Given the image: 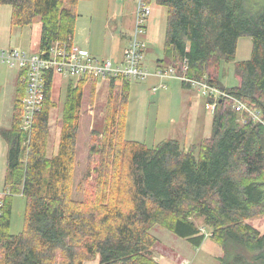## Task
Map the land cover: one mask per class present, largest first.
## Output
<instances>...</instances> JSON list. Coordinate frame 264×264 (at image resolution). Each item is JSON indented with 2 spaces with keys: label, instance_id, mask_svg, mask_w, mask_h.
<instances>
[{
  "label": "trees",
  "instance_id": "16d2710c",
  "mask_svg": "<svg viewBox=\"0 0 264 264\" xmlns=\"http://www.w3.org/2000/svg\"><path fill=\"white\" fill-rule=\"evenodd\" d=\"M75 1L0 0V6H11L13 26L37 20L39 50L47 51L55 42L72 40ZM153 1L167 11L159 62L176 76L222 90L264 118V0ZM241 38L251 40V54L237 62ZM228 64L236 85L224 87L222 67ZM87 84L93 94L94 80L68 82L58 149L50 157L51 86L48 82L25 143L19 126L24 86L19 80L16 84L11 126L0 127L6 144L0 264H158L151 251L155 238L149 234L154 226L196 248L210 240L222 252L217 264H264V233L247 223L264 215V127L223 97L212 112L209 136L186 149L177 139L149 148L126 141L130 81L110 78L101 130L90 131L86 190L77 197L71 176ZM211 102L208 97L204 104ZM14 197L24 201L18 234L10 233ZM196 220L209 229L207 238Z\"/></svg>",
  "mask_w": 264,
  "mask_h": 264
},
{
  "label": "rangeland",
  "instance_id": "374dc122",
  "mask_svg": "<svg viewBox=\"0 0 264 264\" xmlns=\"http://www.w3.org/2000/svg\"><path fill=\"white\" fill-rule=\"evenodd\" d=\"M137 2L138 0L75 1L74 5L71 6L77 16L76 28L73 34L74 45L84 47L85 43L92 36L95 42L94 55H97V58L102 57L100 53L103 50V45L108 44L112 36L118 35L119 33L117 23H109L107 20L109 13L119 5L118 7L123 17L122 33L129 35L133 29L134 12ZM106 22L109 23L108 28L104 27V23ZM39 35L40 25L37 20H34L28 26H13L11 25V6H0V50L17 49L28 54H35L39 50ZM80 40L84 44L81 45ZM155 63L156 57L149 54H147L143 61L144 67L150 72L156 70L154 67ZM228 65L222 67V81L225 87L229 86L228 80L233 78H231L233 75ZM75 79L74 77H65L57 74L52 78L51 100L55 107L49 113L46 149L48 157L57 153L65 90L68 82H75ZM18 80L20 81L15 70L0 64V127L7 128L10 126L15 87ZM232 80L235 79L233 78ZM154 83L156 85L158 80L152 77L146 81L130 80L123 129V138L126 141H130L134 137H141L138 139L140 144L149 148L165 139H177L182 147L186 149L190 144L209 136L211 117L214 109H206L204 106V97L199 93L198 87H192L188 90L183 89L180 81L167 78L163 80L166 89L153 93L150 91V88ZM86 86L85 99L78 120L75 157L71 176L72 191L77 197H80L82 191L86 190L84 176L88 173L86 168L88 167L90 131L92 129L101 130L103 117L107 108L110 85L107 80L96 82L93 94L89 92L88 84ZM144 87L148 88V90L146 91ZM140 92L144 93L146 98H148L147 105L144 107L142 105L140 109L145 114V124L143 126L141 124L137 126L134 121L136 97L139 98V101L142 99L140 98ZM5 156L6 144L0 140V193L3 188L5 174ZM88 181H91V178ZM23 210V199L14 197L10 221L11 234L21 232ZM247 223L260 233H264V215L250 219ZM196 225L203 234H208L209 229L202 224L201 220H196ZM149 234L155 238V243L151 248L153 256L155 258L163 256V260L168 261V263L217 264L216 257L222 254L219 247L213 245L210 240L206 239L196 248L185 239L175 236L160 226L152 227ZM159 260L162 262V259ZM84 264H98V261L95 260Z\"/></svg>",
  "mask_w": 264,
  "mask_h": 264
},
{
  "label": "built area",
  "instance_id": "2783aa9c",
  "mask_svg": "<svg viewBox=\"0 0 264 264\" xmlns=\"http://www.w3.org/2000/svg\"><path fill=\"white\" fill-rule=\"evenodd\" d=\"M150 15V6L145 0H138L135 10V22L132 37L124 48L122 60L114 64L111 60L99 61L85 53L80 52L71 44V41L55 42L47 51H38L35 54H28L17 49L0 50V64L9 69L21 73V82L24 86V96L21 100L20 129L27 135L25 143L29 142L30 132L33 128L35 116L40 112L45 99L46 86L55 74L74 77L90 78L94 80H110L120 78L121 80L146 81L152 74L144 67V51L146 42L143 40L145 24ZM173 68L167 71L157 72V77H173ZM180 81L198 87L202 97L212 98L211 103H206V109H214L215 102L221 98H228L232 101L235 111L245 113L250 120L257 122L264 127V118L254 109L249 108L243 102L228 96L222 90L208 86L204 83L195 82L185 77H179ZM160 88H164L162 85ZM158 88H154L156 91ZM202 233V232H201ZM208 237L209 234H204Z\"/></svg>",
  "mask_w": 264,
  "mask_h": 264
},
{
  "label": "crops",
  "instance_id": "0c3cea01",
  "mask_svg": "<svg viewBox=\"0 0 264 264\" xmlns=\"http://www.w3.org/2000/svg\"><path fill=\"white\" fill-rule=\"evenodd\" d=\"M146 3L150 6V15H149V17L147 19V22L145 24V33L142 36L143 40L146 42V49L144 51V59L147 56V54L153 55V56L156 57V63L154 64V67L156 68L155 71L150 72L145 67L152 74L151 77L158 80V83H156V85H155V83L152 84V86L150 88L151 92L156 93L158 90H165L166 89V86L163 83L164 79L171 78V79H177L178 81H180V80L178 79L179 76H176L175 73L173 74V77H168V76H166V77H157L155 75L157 72H164L165 73L167 71V68L170 67V66L165 67L163 64H161L159 62L160 59L162 58V53H163L167 11H166V8H164L162 6H158L155 3V1H153V0H151L149 2H146ZM118 6L113 8V10L109 13V16H108L107 20L109 21V23L110 22L117 23V27H118L119 33H118V35H113L112 38H111V41L108 44H104L103 45V50L100 53L102 55V57L97 58L98 56L94 55L95 42H94V38L92 36H91V38H89L88 42L85 43L84 47H79V46L74 45V43H73V39L74 38L73 37H72V40H71V44L74 47H76L80 52L85 53L87 55H90L91 57L96 58L99 61H103V60L109 59V60L113 61L114 64H119L121 62V60H122L123 50L127 46L128 42L130 41V39L132 37V33H133V30H134V22H135V12H134L133 29H132V31L130 32L129 35L128 34L126 35L125 33H122V20H123V17L121 16V12H120V9H119ZM109 23H107V22L104 23V27L108 28ZM75 28H76V26H75ZM82 44H84L83 41H81V45ZM251 47H252V44H251V40L249 38H241V39H239L238 42H237V46H236V54H235L236 61L240 62V61L248 60L250 58V54H251ZM121 49H122V52H121ZM228 66H230L231 72H232V69H233L232 64H229ZM15 71L17 72V75H18V78H19L20 77L19 71H17V70H15ZM79 79L80 78H76L75 80L77 81ZM88 79H90V78H88ZM91 80H94V79H91ZM98 81H100V80H96V82H98ZM180 82H182V81H180ZM228 82L232 86L236 85L235 80L229 79ZM51 85H52V80H51L50 86ZM160 85H162L164 88H160L159 89ZM222 85L225 87V84L223 83V81H222ZM154 88H158V89L156 91H153ZM144 89L146 91L148 90V88H146V87H144ZM140 94H141L140 98H142V99H141V101H139V98L136 97V100H135V105L136 106L134 108V109H136V110H134V121H135L137 126H140L139 124H141L142 126H143V124H145V116H144L145 114L142 113L140 111V109L142 108V105H143V107L145 105H147V101H148V98H146V95H144V93L140 92ZM203 100L205 102V99H203ZM11 121H12V116H11ZM10 126H11V122H10ZM10 126L7 127V128H5V127H1V128L8 129V128H10ZM140 138L141 137H134L130 141H134V142L140 143L138 141V139H140ZM160 257H157V258L154 257V260L158 264H173L172 262L168 263V261H166V260L164 261L163 260L164 258H162L163 256H160ZM159 259H162V262H160Z\"/></svg>",
  "mask_w": 264,
  "mask_h": 264
}]
</instances>
